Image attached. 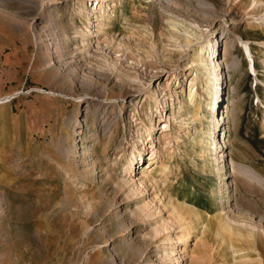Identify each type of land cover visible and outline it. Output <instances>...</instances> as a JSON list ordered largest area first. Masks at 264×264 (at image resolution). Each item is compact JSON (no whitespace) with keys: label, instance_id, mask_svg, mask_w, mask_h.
<instances>
[{"label":"rangeland","instance_id":"rangeland-1","mask_svg":"<svg viewBox=\"0 0 264 264\" xmlns=\"http://www.w3.org/2000/svg\"><path fill=\"white\" fill-rule=\"evenodd\" d=\"M253 9L264 0H0V264H264ZM231 154L259 177L233 174ZM177 195L204 215L187 241Z\"/></svg>","mask_w":264,"mask_h":264},{"label":"bare ground","instance_id":"bare-ground-1","mask_svg":"<svg viewBox=\"0 0 264 264\" xmlns=\"http://www.w3.org/2000/svg\"><path fill=\"white\" fill-rule=\"evenodd\" d=\"M260 12V11H259ZM256 13H258V11L256 12L255 11V9H253V10H251L248 14H249V16H248V22H250V24H254V21L256 22V20H259V22H261V20H264V14H256ZM258 23V22H257ZM257 23H255V25H258ZM264 23V22H263ZM263 25V24H262ZM192 34V33H191ZM190 34V35H191ZM194 34V33H193ZM190 35H189V32H186L185 33V41H186V45L187 46H189V44H191L192 43V41H193V39L195 38V37H197L196 35H194L193 36V38H191L190 37ZM211 41V40H210ZM210 41H209V43H210ZM264 43V42H263ZM185 44V43H184ZM185 45V46H186ZM205 45H202V50L205 48L204 47ZM199 50L201 49V47L200 48H198ZM198 50V51H199ZM199 53V52H198ZM201 53V52H200ZM197 90H192L191 91V100H193L192 98L194 97V95H195V92H196ZM190 98V97H189ZM201 103V102H200ZM211 104H212V102H211ZM210 104V105H211ZM213 105V104H212ZM201 106V105H200ZM211 107H213L215 110H217L218 109V105H215V106H211ZM196 110V109H195ZM162 116H163V114H162ZM215 118V117H214ZM222 119V118H221ZM216 120V119H215ZM262 126V125H261ZM264 128V127H263ZM216 138V137H215ZM92 139V138H91ZM91 139H85V142H87V141H89V140H91ZM204 139V138H203ZM212 139V138H211ZM201 140V139H200ZM93 141H94V139H93ZM206 141H208V140H206ZM215 142V141H214ZM207 144H209L210 145V143H208L207 142ZM215 144V143H214ZM204 145V144H203ZM202 145V146H203ZM220 146V145H219ZM94 148V146H92V145H90L89 143H86L84 146H83V155L84 154H86L87 153V156H88V154H90V152L92 151V150H94L93 149ZM209 150H210V147L209 146H205L204 148H203V153H202V155H207V152H209ZM215 150V149H214ZM154 153V152H153ZM216 154V153H215ZM140 157H141V152H140ZM143 155V154H142ZM89 157V156H88ZM152 157H155V155L154 156H152ZM142 158V157H141ZM170 158V157H169ZM205 159V158H204ZM218 159V158H217ZM154 160H156V159H154ZM206 160V159H205ZM155 162V161H154ZM153 162V163H154ZM204 163H206V162H204ZM162 165V168L165 170V168H167V166L165 165V164H161ZM230 166H231V171L233 172V174H240V173H245V174H247V175H251V176H254V177H256V178H258L259 176V174H256V172L253 170V169H251L249 166H247V165H245V164H243L242 162H239V161H237V160H235L234 159V157H233V155L231 154V156H230ZM131 168V167H130ZM150 171V170H149ZM143 172V174L145 173V170L144 171H142ZM168 173V172H167ZM146 174V173H145ZM148 174V173H147ZM152 174V173H151ZM146 176V175H145ZM152 176V175H151ZM236 177V176H235ZM260 179H261V177H260ZM242 180V179H241ZM264 181V180H263ZM235 184H236V182H235ZM177 201V203L174 201V202H172V207H173V209H174V212H175V215H174V219H175V222H178L179 223V225H180V227L182 228V230L184 231L183 232V238H184V240L185 241H187V239H188V236H189V234H190V232H191V230H192V228L193 227H195V225H196V223H199V222H203V220H204V215H203V213L198 209V207L194 204V203H192V202H190L189 200H188V198H185L184 199V201H180L179 200V195H177V199H176ZM175 203H176V205H175ZM183 209H186L187 210V212H185ZM221 223V222H220ZM198 226V225H197ZM221 228L222 229H228V230H230L231 229V225L228 223V222H223V223H221Z\"/></svg>","mask_w":264,"mask_h":264},{"label":"crops","instance_id":"crops-1","mask_svg":"<svg viewBox=\"0 0 264 264\" xmlns=\"http://www.w3.org/2000/svg\"><path fill=\"white\" fill-rule=\"evenodd\" d=\"M11 100V99H10Z\"/></svg>","mask_w":264,"mask_h":264}]
</instances>
